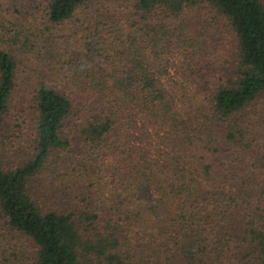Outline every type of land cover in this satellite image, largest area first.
Returning a JSON list of instances; mask_svg holds the SVG:
<instances>
[{"label": "trees", "instance_id": "1", "mask_svg": "<svg viewBox=\"0 0 264 264\" xmlns=\"http://www.w3.org/2000/svg\"><path fill=\"white\" fill-rule=\"evenodd\" d=\"M0 264H264V0H0Z\"/></svg>", "mask_w": 264, "mask_h": 264}, {"label": "rangeland", "instance_id": "2", "mask_svg": "<svg viewBox=\"0 0 264 264\" xmlns=\"http://www.w3.org/2000/svg\"><path fill=\"white\" fill-rule=\"evenodd\" d=\"M23 147L21 140L19 141L11 136L4 142V148L1 150V153L6 161L13 160L16 159L17 156L20 157V152L24 150Z\"/></svg>", "mask_w": 264, "mask_h": 264}]
</instances>
